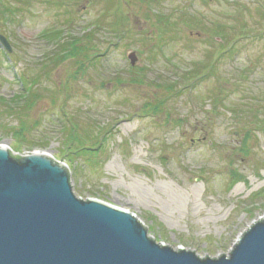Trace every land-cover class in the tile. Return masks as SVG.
Here are the masks:
<instances>
[{
    "label": "rangeland",
    "instance_id": "374dc122",
    "mask_svg": "<svg viewBox=\"0 0 264 264\" xmlns=\"http://www.w3.org/2000/svg\"><path fill=\"white\" fill-rule=\"evenodd\" d=\"M9 1L0 145L67 164L77 197L133 212L160 243L229 255L264 217V0ZM95 22L78 58L43 36Z\"/></svg>",
    "mask_w": 264,
    "mask_h": 264
},
{
    "label": "water",
    "instance_id": "95a60500",
    "mask_svg": "<svg viewBox=\"0 0 264 264\" xmlns=\"http://www.w3.org/2000/svg\"><path fill=\"white\" fill-rule=\"evenodd\" d=\"M0 44L13 51L2 33ZM253 224L229 255L173 249L133 212L77 197L65 163L0 145V264H264V217Z\"/></svg>",
    "mask_w": 264,
    "mask_h": 264
},
{
    "label": "trees",
    "instance_id": "16d2710c",
    "mask_svg": "<svg viewBox=\"0 0 264 264\" xmlns=\"http://www.w3.org/2000/svg\"><path fill=\"white\" fill-rule=\"evenodd\" d=\"M58 1H61V0H55V4H60L58 3ZM117 1L119 2V4H121L122 6H128L129 4V1L128 0H108L107 1V4L105 6V9L104 11L106 12H110L112 10H114L116 8V5H118ZM10 3L9 0H0V19H3L5 21H8L9 19L12 20L15 18L14 14H15V11L11 10V7L10 5H8ZM113 34L115 37L117 38H121L122 34L124 33V30L122 28V25L121 23L119 22H114L113 23ZM87 32L86 34L80 36V37H72V38H68V39H65V37L63 36L62 32H55L53 34H48L47 32L46 33H43V36H46V35H49L53 38H58L57 39V49H61L59 54L60 55H64L62 56L61 58L64 59V58H68V57H72V58H78L79 56L83 55L84 53L87 52V48L88 46L86 45V37H89V43L94 41V38L93 36L96 35L98 33V31L101 29V24L95 22L93 23L92 25H90L88 28H86ZM119 34V35H118ZM63 36V37H62ZM85 41V44H83ZM90 51V49H89ZM54 53V52H52ZM56 61H54L55 63H57L59 60H61L59 58V56L55 59ZM23 81V79H22ZM24 82V81H23ZM25 83V86L24 88H26V82ZM34 85L36 83H33ZM30 91L31 89H28L27 90V93L26 92H21L22 94L16 96L17 98H22V97H26L30 94ZM0 102L4 103L5 102V99L3 97H0ZM264 127V125H263ZM13 133L15 134V136L17 137V139H21V138H24V133L25 131L28 130V127L26 126L25 122L22 121V123L20 125H18L17 127H13ZM73 132V131H72ZM75 132H73V135L75 137L76 134H74ZM76 138V137H75ZM83 140H81L82 142ZM82 150H85V149H90V150H94L96 151L95 149L93 148H87L86 146H83L81 147ZM89 155H96V153H91L89 152ZM243 178H242V175L239 174L235 177L234 179V182H233V185L238 183L239 181H241Z\"/></svg>",
    "mask_w": 264,
    "mask_h": 264
},
{
    "label": "bare ground",
    "instance_id": "6f19581e",
    "mask_svg": "<svg viewBox=\"0 0 264 264\" xmlns=\"http://www.w3.org/2000/svg\"><path fill=\"white\" fill-rule=\"evenodd\" d=\"M253 226H254V224H253ZM253 226H252V227H253ZM247 232H248V231H246V233H247ZM241 238H242V236H241ZM241 238H240V239H241Z\"/></svg>",
    "mask_w": 264,
    "mask_h": 264
}]
</instances>
